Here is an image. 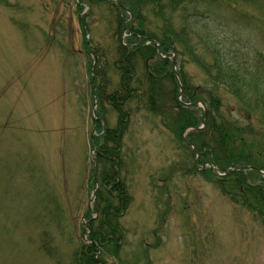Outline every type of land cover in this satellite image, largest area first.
<instances>
[{"label":"rangeland","instance_id":"374dc122","mask_svg":"<svg viewBox=\"0 0 264 264\" xmlns=\"http://www.w3.org/2000/svg\"><path fill=\"white\" fill-rule=\"evenodd\" d=\"M127 1L0 0V264H264V200L253 214L251 200L224 194L219 184L227 172L214 175L210 163L201 168L206 150L187 148V137L213 122L248 124L246 145L264 147V113L256 103L263 73L251 74L242 94L216 87L201 66L213 62L214 51L178 20L171 0H136L142 22ZM183 1L193 15L203 7L201 14L229 25L224 36L245 22L250 50L264 53V0H208L197 9L189 5L198 0ZM129 41L150 45L143 53L156 59L155 71L164 64L176 81L172 111L158 91L157 106L150 103L144 65L119 61ZM232 49L217 51L236 57ZM128 65L133 79L123 81L120 70ZM185 73L192 85L182 81ZM156 83L168 91L166 78ZM210 92L219 99L211 114ZM186 109L199 124L179 134L170 124ZM113 171L114 213L102 208L109 196L100 185ZM253 182L246 184H261L256 176ZM107 219L118 220L113 231Z\"/></svg>","mask_w":264,"mask_h":264},{"label":"trees","instance_id":"16d2710c","mask_svg":"<svg viewBox=\"0 0 264 264\" xmlns=\"http://www.w3.org/2000/svg\"><path fill=\"white\" fill-rule=\"evenodd\" d=\"M144 1V0H143ZM190 0H185V3L188 2ZM206 1L208 0H198V2L195 4L194 1L189 5L192 8H198L199 3L201 2L202 4L206 3ZM147 3V1H146ZM170 7L172 9L173 12L176 13H180V16H177L178 20L184 25L187 26L189 25L188 28H195L198 32V35L200 36V38H202V45L204 46V48H206L207 50H209L210 52L214 51V56H213V62L211 64H208L207 62L202 64L201 66L203 67V70L206 74V76L208 77V80L216 85V87H219V85L225 86L226 89L228 90H232L235 92V94L237 93H243V91L245 90L246 85H248V81L251 79V73L250 72H243V69L245 66H248V63L253 64V62L251 61V59L249 58V55L247 54H243L242 52L238 51V48H234L232 49L233 51H235L236 53V57L235 56H231L229 58H225L224 55H220V53L218 54V47L220 49H222L221 47V42L220 40L217 38V40L215 39L217 35L209 33V31L207 30V19L206 16L211 17L212 14L206 13V14H201L200 12H206V8H203L199 11L196 10V13L193 15L192 13H190L188 11L189 8H187L185 10V6L183 5L184 1L183 0H171L170 2ZM208 3H212L211 1H209ZM127 4L129 6H132V9L130 12H132L133 16H136V19L141 20L142 22V17H140L139 15H141L139 13V15H136V10L139 12L140 8L138 6H135L136 4V0H128ZM199 13V14H198ZM185 14L187 15L185 17ZM193 16V19H192ZM171 19H175V17H171ZM213 19V18H211ZM226 19V18H225ZM118 20L119 23H122L124 21V15L123 18L120 17L119 12H118ZM163 20V18H162ZM161 20V21H162ZM177 20V21H178ZM164 21V20H163ZM178 21V22H179ZM202 21L203 24H202ZM226 21H228L226 19ZM186 23V24H185ZM198 23V25H197ZM197 25V26H195ZM200 25V26H199ZM174 29L171 30V34L170 37L174 39ZM132 34L134 35V30H132ZM182 39L185 40L184 36H180ZM133 40V39H130ZM171 40L168 41V43ZM176 41V40H175ZM134 41H129V45L128 47H120V57H119V61H124V59H126V61H136L138 63H141L142 67V71L144 72V75L146 77V79L148 80V83L151 85L150 89L148 88V86H146V88H148V90L151 91V97H149V101L150 103L154 104L155 106H157V104L155 103L152 94L157 93V91L159 92V96L155 95L158 97V100H162L163 105L167 110H171L173 109L172 103L174 104V102L176 101L177 95H178V88H177V83L175 81V84L173 83V77L170 75V73L165 74V68H164V64H163V71L160 72L159 71H155L154 69V64L157 66H159V64H156V59H154L153 57L149 58V56L147 57L146 54L143 53V51L148 50V47H145L143 44L139 43V46L136 48ZM177 42H174L173 45H175ZM183 43V42H181ZM132 44V45H131ZM186 45V44H185ZM189 50H191L192 48L189 46L188 47ZM164 49V48H163ZM164 52V50H163ZM244 52V51H243ZM183 58H184V53H179ZM147 57V58H146ZM185 59V58H184ZM160 60V59H159ZM201 60V59H200ZM142 61H147L149 63H145ZM162 60H160L161 62ZM118 62V60H117ZM165 62V61H162ZM200 62V61H199ZM129 63V62H128ZM113 64H117L114 63ZM126 65V64H125ZM115 67V66H114ZM122 73V78L123 81L125 80H132L133 78H131L132 74H130L131 72H134L135 70L132 68L130 69L129 65L125 70H120ZM163 73V74H162ZM165 78L167 79V81L169 82V87H168V91L166 92L164 90V87L161 88L160 90V86L157 85L156 81H160V80H165ZM193 79L191 78L187 73L184 74L182 81H184V84H191L190 80ZM263 84V83H262ZM192 85V84H191ZM185 86V85H184ZM188 86V85H186ZM263 90H259L258 95L256 97V103L259 105V109L264 113V85H262ZM192 89V87L190 88ZM150 91H148L149 96H150ZM117 92V91H115ZM216 93V91H214ZM161 93H163L164 95H162ZM186 94H188V98L193 100L194 97L192 95V91L189 90L186 92ZM117 95L114 94L113 98L116 97ZM164 96V97H163ZM209 99L210 101H208V112L211 114L212 112H216L218 104H219V99H217V96L214 95L212 92L209 93ZM125 100V98L123 99ZM204 100V99H203ZM188 109H186L184 111V117L183 119H175L174 121H172V123L170 124L171 128H173L174 126H176V124H178L179 126V131L177 129V132H179V134L183 131V129H185L186 127H188L189 125H195V123L197 122L198 119H196L195 117L193 118H186L185 114H189L188 113ZM199 122V121H198ZM197 122V124L195 125V127L199 124ZM227 125H224V128H219L216 123H212L209 124L208 123V127L207 129L203 132V131H199L200 134L195 135V133H193L192 136H188L187 139L189 140L190 143H193V145L195 146L196 150L200 149V148H204L206 151L202 152V156L200 157V164H202L203 162H208L211 163L214 167H216L218 170L223 171V172H227L225 178H224V182L223 180H221V183L219 184L223 190H224V194L228 195L230 197H232V199H239V202H243L244 204L246 203L245 200H247V202H249L250 200L252 201L249 205L248 208L251 209V212H253L254 214V208L256 207V204L259 203L256 201H262L264 200V196H263V187H264V178L261 177V175H259L257 172L255 171H239L237 172L236 169L238 167H243V166H253L257 169H260L262 171H264V147L261 146L259 149L254 148L250 149L244 140L243 135L247 132V129L250 131L249 126L247 124V129L245 128H235L234 124L232 123H226ZM211 126V127H210ZM209 129L211 131H209ZM208 131L211 132V138L209 140H207L205 143H203L201 141V136L204 135V137H206V135L208 134ZM200 140V141H199ZM200 143V146H199ZM118 157L117 159H119L118 165L121 167L123 160L120 156H116ZM106 170V168H105ZM105 170L104 167H102V172L105 175ZM119 170V169H118ZM235 170V171H234ZM233 172V173H232ZM117 173L116 171H113L111 174V177L106 178L105 176V180L101 178V182L100 185H102V189H103L109 196V199H104L105 200V204L102 208H104L105 210L108 209V211H112V204L116 201V193H115V186L117 184V181L115 179ZM119 173V171H118ZM120 178H122L123 175H126V171L122 172L120 174ZM256 176V178H258V180L261 181V184L259 183V185L255 186L253 185L252 187L247 186L246 183H253L254 184V177ZM207 179L209 181H215L214 177H212L210 174H206ZM210 177V178H208ZM248 179V181H247ZM107 181H108V185L107 186ZM109 187V190L106 191V189ZM114 188V189H113ZM112 191H111V190ZM123 190H125V188L123 187ZM127 190V189H126ZM113 198H112V197ZM263 197V198H262ZM99 197L98 199V203H97V208L101 207L102 202L100 200ZM259 198V199H258ZM261 198V199H260ZM110 205V206H109ZM113 213L115 212V208L113 207ZM264 214V213H263ZM262 215V214H260ZM100 216H98L99 218ZM103 217V216H102ZM108 220V227L109 229H115V227H117V221H112L111 219H107ZM113 231V230H111ZM119 246V245H118Z\"/></svg>","mask_w":264,"mask_h":264}]
</instances>
